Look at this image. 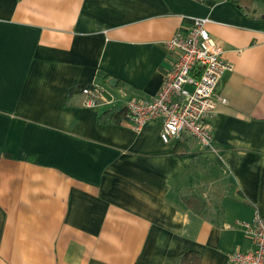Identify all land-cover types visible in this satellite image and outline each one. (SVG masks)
Listing matches in <instances>:
<instances>
[{
    "label": "crops",
    "instance_id": "0c3cea01",
    "mask_svg": "<svg viewBox=\"0 0 264 264\" xmlns=\"http://www.w3.org/2000/svg\"><path fill=\"white\" fill-rule=\"evenodd\" d=\"M264 9L230 0H0V264H230L264 217ZM232 63L210 144L103 120L151 97L191 17ZM110 80H114L110 83ZM97 83L116 100L81 103ZM113 84V85H112ZM125 110V108H124Z\"/></svg>",
    "mask_w": 264,
    "mask_h": 264
},
{
    "label": "built area",
    "instance_id": "2783aa9c",
    "mask_svg": "<svg viewBox=\"0 0 264 264\" xmlns=\"http://www.w3.org/2000/svg\"><path fill=\"white\" fill-rule=\"evenodd\" d=\"M207 21V17L193 16L187 31L177 30L166 41L167 48L175 53L174 62L151 97H131L125 101L126 120L135 129L146 121L159 119V135L164 142L185 132L203 146L210 144L208 119L217 102H225L217 93V86L233 66L222 56L220 43L206 29ZM82 94L81 103L85 106L98 107L116 100L99 85L84 88ZM238 225L249 239V246L230 252L229 263L264 264V217L255 211L250 221H240Z\"/></svg>",
    "mask_w": 264,
    "mask_h": 264
},
{
    "label": "trees",
    "instance_id": "16d2710c",
    "mask_svg": "<svg viewBox=\"0 0 264 264\" xmlns=\"http://www.w3.org/2000/svg\"><path fill=\"white\" fill-rule=\"evenodd\" d=\"M233 2L239 9H241L245 14L249 13L250 7L256 3L264 6V0H230ZM253 12L255 9L252 10ZM250 11V12H252ZM256 19H260L264 21V12L259 16L254 17ZM97 85V83H82L73 88L74 92H78L82 94L84 88H91ZM103 120L110 121H120L122 119H126L124 108H116V109H107L104 111V115L101 116ZM200 254L198 252H188L181 256L179 260V264H199Z\"/></svg>",
    "mask_w": 264,
    "mask_h": 264
},
{
    "label": "rangeland",
    "instance_id": "374dc122",
    "mask_svg": "<svg viewBox=\"0 0 264 264\" xmlns=\"http://www.w3.org/2000/svg\"><path fill=\"white\" fill-rule=\"evenodd\" d=\"M253 9H255L257 12H259V11H261V10L264 9V6H263V5H259V4L254 3V4L250 7L249 11H252ZM252 12H253V11H252Z\"/></svg>",
    "mask_w": 264,
    "mask_h": 264
},
{
    "label": "water",
    "instance_id": "95a60500",
    "mask_svg": "<svg viewBox=\"0 0 264 264\" xmlns=\"http://www.w3.org/2000/svg\"><path fill=\"white\" fill-rule=\"evenodd\" d=\"M112 81H114V80H110V83H111ZM112 85H113V84H112Z\"/></svg>",
    "mask_w": 264,
    "mask_h": 264
}]
</instances>
